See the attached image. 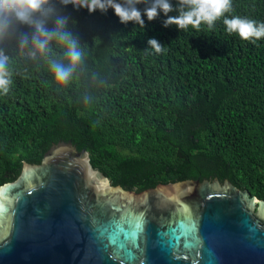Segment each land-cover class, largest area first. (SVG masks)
Segmentation results:
<instances>
[{
	"label": "trees",
	"instance_id": "1",
	"mask_svg": "<svg viewBox=\"0 0 264 264\" xmlns=\"http://www.w3.org/2000/svg\"><path fill=\"white\" fill-rule=\"evenodd\" d=\"M56 7L84 44L68 85L47 71L61 58L55 45L32 59L14 37L0 41L12 70L0 93V185L64 140L128 190L216 177L264 200V38L228 34L223 17L179 31L163 13L142 28L111 9ZM225 16L264 22V0H232ZM150 38L164 50L145 51Z\"/></svg>",
	"mask_w": 264,
	"mask_h": 264
},
{
	"label": "water",
	"instance_id": "2",
	"mask_svg": "<svg viewBox=\"0 0 264 264\" xmlns=\"http://www.w3.org/2000/svg\"><path fill=\"white\" fill-rule=\"evenodd\" d=\"M0 264H264V200L216 177L128 190L61 140L0 185Z\"/></svg>",
	"mask_w": 264,
	"mask_h": 264
},
{
	"label": "clouds",
	"instance_id": "3",
	"mask_svg": "<svg viewBox=\"0 0 264 264\" xmlns=\"http://www.w3.org/2000/svg\"><path fill=\"white\" fill-rule=\"evenodd\" d=\"M68 5L86 9L90 14L111 9L121 24L133 23L144 27L145 19L156 20L161 13L166 17L163 26H175L179 31L190 26L199 30L202 24L212 28L223 17L228 34H237L242 40L264 38V22L232 16V0H0V41L15 38L21 52L28 56L47 57L52 46L61 50V58H48L47 71L58 85H68L84 56V44L69 28V17L61 15L56 7ZM144 5L141 9L139 5ZM169 13H176L169 15ZM27 29V31H25ZM148 48L160 53L164 50L157 39L147 41ZM12 83L10 58L0 49V93L7 94Z\"/></svg>",
	"mask_w": 264,
	"mask_h": 264
}]
</instances>
